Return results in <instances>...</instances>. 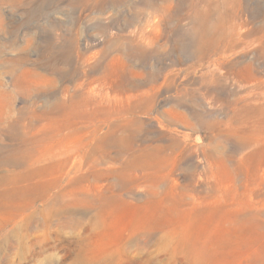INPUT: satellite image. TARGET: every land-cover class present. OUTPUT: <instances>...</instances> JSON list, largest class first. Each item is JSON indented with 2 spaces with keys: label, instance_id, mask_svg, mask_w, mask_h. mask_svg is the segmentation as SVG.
<instances>
[{
  "label": "rangeland",
  "instance_id": "374dc122",
  "mask_svg": "<svg viewBox=\"0 0 264 264\" xmlns=\"http://www.w3.org/2000/svg\"><path fill=\"white\" fill-rule=\"evenodd\" d=\"M6 92L0 264H264V0H0Z\"/></svg>",
  "mask_w": 264,
  "mask_h": 264
},
{
  "label": "bare ground",
  "instance_id": "6f19581e",
  "mask_svg": "<svg viewBox=\"0 0 264 264\" xmlns=\"http://www.w3.org/2000/svg\"><path fill=\"white\" fill-rule=\"evenodd\" d=\"M0 96L2 97V100L5 97H7V98L9 97L7 92L2 93ZM4 100H6V99H4ZM10 104H12V103H10ZM2 115L3 114H1V112H0V132H1V130L5 129L4 123H7V122H4V121H6V120H4V118H6V117L3 118ZM25 119L26 118H24V120ZM11 121H12V119H11ZM36 131H37V129H36ZM2 132H4V131H2ZM5 132H6V136L10 140V143H3L0 146V208L2 207V202H4L7 205L10 201L6 197H4V195L7 194L9 199L11 198V196H12L11 193L13 190L11 191L12 187H10V186L17 188L18 184H19L18 179H20L21 176L25 177V173L30 171L28 169L33 164L32 159H34L35 161L37 160L36 157H32V158L28 159L29 154L31 153V150L28 147V144L30 142V138L27 136L29 134H26V129L24 128V125H22L21 123L11 125L5 129ZM33 141L34 140H32L31 142H33ZM35 143L36 142L34 141V144ZM39 146H40V144H39ZM35 151H37V150H35ZM42 152H43V150H42ZM30 155H32V153ZM16 169H19V172H17L14 175L13 173L15 172ZM26 179H28V177ZM26 183H28V182H26ZM21 188H23V187H21ZM17 190H19V188L16 189L15 191H17ZM20 190L18 192H20ZM20 194H22V193H20ZM28 210H29L28 206L27 207L21 206V208H18V213L14 214V215L22 216L23 218H25V219L27 218L28 220H31L30 222H32V220L34 219V216H33V214L28 213ZM35 221H36V219H35ZM32 227H34V226H32ZM5 251H6V254L10 253L9 247L6 248ZM4 258L5 259L2 260L1 264H7L8 263V261H9L8 256L4 257Z\"/></svg>",
  "mask_w": 264,
  "mask_h": 264
}]
</instances>
